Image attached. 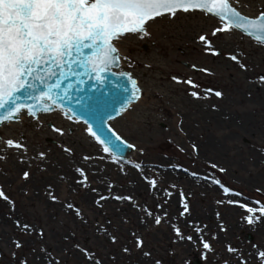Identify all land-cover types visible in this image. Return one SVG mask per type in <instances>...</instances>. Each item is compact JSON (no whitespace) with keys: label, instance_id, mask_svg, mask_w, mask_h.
Here are the masks:
<instances>
[{"label":"snow or ice","instance_id":"1","mask_svg":"<svg viewBox=\"0 0 264 264\" xmlns=\"http://www.w3.org/2000/svg\"><path fill=\"white\" fill-rule=\"evenodd\" d=\"M197 13L213 21L210 27L197 26L193 35V40L201 45L206 55H225L214 43V39L223 34L238 33L264 47V0H0V175H8L3 165L14 160L20 166L18 181L27 185L35 173H49L50 167L63 169L66 166L67 171L57 172L52 177L45 194L50 201L62 204L67 214L74 215L84 225L88 220L82 206L74 201H61L55 194L58 183H67L73 191L82 189L94 193L93 204L99 209H103L109 200L130 203L138 212L144 213L140 217L141 224L147 227V220L151 219L155 226H160L169 216L165 207L168 199L161 201L160 193L163 191L170 198L173 193L169 189L177 188L173 183L160 188L166 179L161 173L167 172H184L197 183L203 181L208 186H217L223 198L215 203L238 207L246 213L241 220L248 225L264 221V201L245 202L241 199L243 194L226 186L216 178L215 172L192 171L176 162L156 164L129 160L127 153L136 146L116 127L124 113L135 111L134 105L146 91L134 71L123 70V64L131 65L132 60L119 46L129 39L150 37V30L163 21L175 25ZM226 59L234 62L241 72L251 69V65L245 63L246 54L241 49L227 53ZM191 67L214 75L209 68L195 64ZM113 76H119L124 82L116 92L105 96L100 87L88 92L93 82L98 86L104 85ZM171 80L175 84L189 86L187 94L194 100H210L212 95L216 98L224 96V92L217 89H206L202 93L200 85L192 77L173 75ZM250 83L264 85V73L257 74ZM81 85L85 87L82 89ZM53 113L59 116V120L49 122L46 116ZM26 119L32 122L37 132L46 125L49 133L59 138L54 140L59 149L55 164L52 161L54 149L29 143L26 131L19 129L18 126ZM180 124L183 132V120ZM78 127L82 129L80 143L88 140L94 152L78 154V145L73 139ZM192 150L195 163L199 157L198 146L192 144ZM137 151L144 153L140 148ZM179 151L186 152L184 148ZM61 159L66 161V165L60 163ZM98 161L113 164L125 177L128 175L125 166L133 169L158 200L156 208L164 209L163 212L154 211L147 203L140 205L130 193L114 192V188L122 186L112 181L110 175H105L106 169L100 168ZM206 167L220 173L227 171L211 161ZM92 176L98 177V183L105 186L106 194L92 186ZM255 191L264 192V187H257ZM191 195V192L185 194L184 189L179 188L180 211L174 220H187L191 216ZM233 196L237 199H232ZM0 200L15 213L16 201L2 183ZM216 217L218 220L221 217L219 211ZM124 222H128L126 218ZM14 224L23 237H31L36 243L31 247L34 258L30 261L27 256L20 255L25 241L13 239L14 250L8 256L10 264H64L62 258L54 254L55 249L50 250L45 242L43 227L20 218L15 219ZM107 224L112 226L111 220ZM187 225L195 236L185 234L176 223L171 224L176 242L187 241L198 247L205 261L209 256L220 255L221 258L212 264H264V244H253L245 251L226 240L224 251L227 256H223L214 243L219 239L218 233L213 232L209 238L208 225L200 226L191 220H187ZM113 230L118 231V228L113 226ZM96 231L98 235H106L112 244L118 242V236L99 221L96 222ZM219 231L225 234L228 231L222 220ZM130 237L131 246L124 244L121 251L131 256L136 250L151 259L152 253L145 250L142 234L130 231ZM75 238L73 230L63 239L66 243L72 242V248L83 257V264H104V258L97 251L82 246ZM63 251L67 252V249ZM110 259L115 261L116 256L112 255ZM3 260L4 253L0 251V264ZM155 264H161L160 260Z\"/></svg>","mask_w":264,"mask_h":264},{"label":"rangeland","instance_id":"2","mask_svg":"<svg viewBox=\"0 0 264 264\" xmlns=\"http://www.w3.org/2000/svg\"><path fill=\"white\" fill-rule=\"evenodd\" d=\"M212 22L211 18L206 19L199 13L194 17L184 18L175 25L163 21L161 25L150 30V37H145L142 41L129 39L119 46L123 54L132 60L131 65L124 64L123 68L134 71L146 91L139 103L134 105L135 111L124 113L116 127L136 146L133 161L156 164L176 162L192 171L215 172L216 178H220L226 186L238 189L235 190L251 200L253 198L264 201V192L255 191L257 187H264V85L250 83V80H255L257 74L264 73V47L258 46L250 38H242L238 33L223 34L214 39V43L225 55H206L201 45L193 40V35L197 26L210 27ZM237 48L243 50L246 54L245 63L251 65V69L246 73L241 72L234 62L226 59V54ZM192 64L209 68L214 75L195 71L191 67ZM173 75L192 77L200 85L199 90L202 93L206 89H217L222 90L224 96L216 98L212 95L210 100H194L187 94L189 86L175 84L171 80ZM46 119L55 122L59 120V116L53 113ZM181 120L183 132L180 131ZM18 127L21 131H26L29 143L54 149L52 161L56 163L59 149L56 148L54 140L59 138L53 137L46 125L37 132L32 122L26 119ZM81 132L82 129L78 127L73 136L78 145V154L94 152L95 149L88 140L80 143ZM192 144H196L199 149V157L195 163ZM137 148L143 149L144 153L141 154ZM180 148H184L186 152L181 153ZM209 161L227 171L220 173L207 168ZM60 163L66 165L63 159ZM96 163L100 168L106 169L105 175H110L112 181L122 186L114 188V192L130 193L140 205L147 203L154 211L163 212L164 209L156 208L158 200L150 194L148 186L139 179L133 169L126 165L128 175L125 177L111 163ZM3 167L8 175H0V183L4 184L16 201V211L12 213L9 205L0 200V251L4 253L3 264H10L8 256L14 250L11 243L13 239L25 241L24 248L20 250L21 256H27L30 261L34 258L31 247L36 242L31 237H23L20 234L14 224L17 218L43 227L46 232L45 242L50 250L55 249L54 254L61 257L64 264H83V257L72 248V242L66 243L63 239L73 230L76 232L75 240L82 246L97 251L98 255L104 258V264H155L156 260H160L161 264H212L213 261L219 260L221 256L217 255L209 256L205 261L198 247H193L187 241L176 242L172 223H176L185 234L191 233L195 236V232L188 227L187 220L198 222L200 226L208 225L209 238L213 232L218 233L219 239L214 243L218 253L223 256H227L224 251L226 240L245 251L251 249L253 244H264V224L259 226V232H255L251 225L241 220L246 213L236 207L238 213H234V217L243 226L246 223L248 228L244 226L242 231L231 233V206L215 203L217 199L223 198L222 192L217 186L193 181L184 172L161 173L166 177L160 184L161 189L166 188L168 183L177 185V188L169 189L173 193L170 198L166 197L163 191L160 193L161 201L168 199L165 205L169 211L167 221L155 226L153 221L148 219L146 227L140 223V217L144 213L138 212L130 203L109 200L105 202L103 209H99L93 204L94 193L82 189L73 191L67 183L60 182L56 185L55 194L61 201H74L78 206H82L88 224L84 225L74 215L67 214L62 204L50 201L45 194L46 185L57 172L67 171L66 166L63 169L50 167L51 175L35 173L27 185L18 181L20 166L14 160ZM232 171L247 179L252 177L260 181L246 185L237 180ZM91 180L93 187L100 188L106 194V188L98 183V177L92 176ZM181 187L185 194L192 193L189 205L192 214L187 220H174L180 211ZM241 199L249 201L243 197ZM217 211L221 213L219 220L216 217ZM125 218L127 223L124 222ZM109 220L112 226L107 224ZM220 220L228 229L226 234L219 231ZM97 221L109 227V231L118 236L116 244H112L106 235L97 234ZM113 226L117 227L118 231H114ZM130 231L142 234L145 250L152 253L151 259L143 257L136 250L131 256L121 251L124 244H132ZM64 249H67V252L63 251ZM112 255L116 256L115 261L110 259ZM196 261L198 263H195Z\"/></svg>","mask_w":264,"mask_h":264},{"label":"water","instance_id":"3","mask_svg":"<svg viewBox=\"0 0 264 264\" xmlns=\"http://www.w3.org/2000/svg\"><path fill=\"white\" fill-rule=\"evenodd\" d=\"M129 69H124V71H128ZM123 81L121 80V78L119 76H113L111 79H109L107 81L106 84L104 85H96L95 82H93L92 87L90 89H88V92L91 93L92 91H95V89L97 87H100L101 90L104 92L105 96H109L112 93L116 92L122 85H123ZM85 86L81 85V88L83 89ZM97 95H99V93H97ZM134 145V144H133ZM136 151V147L133 149H130L127 153V157L129 160H131V158L133 157V155L135 154Z\"/></svg>","mask_w":264,"mask_h":264},{"label":"bare ground","instance_id":"4","mask_svg":"<svg viewBox=\"0 0 264 264\" xmlns=\"http://www.w3.org/2000/svg\"><path fill=\"white\" fill-rule=\"evenodd\" d=\"M136 40H139V41H142V39H136ZM123 63V62H122ZM124 65V64H123ZM123 70H124V68H123ZM46 117H48V116H46ZM232 173H233V175H238V176H240V177H242V178H244L245 180H247V182H250V185L251 184H253V183H255V182H257V180H259V179H257V180H254L255 178H252V177H248V179L247 178H245V177H243L240 173H237V172H235V171H232ZM260 181V180H259ZM227 209H229V208H227ZM229 210H232L231 211V218H230V220H229V225H230V232L231 233H233V231L234 230H241V229H244V226L240 223V225H238V223H237V220H236V218L234 217V213H238V209H236V208H231V209H229ZM260 223H263L264 224V221H262V222H260ZM247 228H248V226H246ZM246 228V229H247Z\"/></svg>","mask_w":264,"mask_h":264},{"label":"flooded vegetation","instance_id":"5","mask_svg":"<svg viewBox=\"0 0 264 264\" xmlns=\"http://www.w3.org/2000/svg\"><path fill=\"white\" fill-rule=\"evenodd\" d=\"M233 174V173H232ZM233 176H235V177H237V180H239V181H243L244 182V184L246 183V185H250V182H247V180H245L244 178H242V177H240V176H238V175H233ZM236 189V188H235ZM236 190H238V189H236ZM243 198H245L246 200H251V198L250 197H247V196H242ZM241 197V198H242ZM232 199H234V198H237V197H235V196H233V197H231ZM252 200H254L253 198H252ZM231 208H236V207H234V206H231ZM237 223H238V225H240V222L239 221H237ZM261 224H263V223H258V224H256V225H251V227H252V229H254V231L255 232H259L260 231V225ZM244 226H247L246 225V223H244ZM243 229H241L240 231H242ZM234 231H239V229L237 230H234ZM233 231V232H234ZM243 232H245V231H243ZM195 263H198V261H196Z\"/></svg>","mask_w":264,"mask_h":264}]
</instances>
